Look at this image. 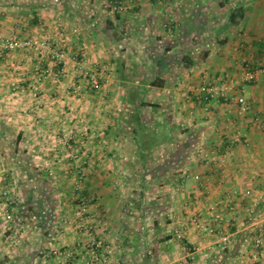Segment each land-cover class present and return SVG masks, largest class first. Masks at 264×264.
Instances as JSON below:
<instances>
[{
	"label": "crops",
	"instance_id": "0c3cea01",
	"mask_svg": "<svg viewBox=\"0 0 264 264\" xmlns=\"http://www.w3.org/2000/svg\"><path fill=\"white\" fill-rule=\"evenodd\" d=\"M108 1L0 7L4 36L64 29L72 51L109 78L89 88L69 64L61 80L37 83L47 66L37 53L0 49V206L7 191L14 199L13 220L0 215V264L85 263L88 235L65 223L81 194L94 197L95 237L115 244L109 264H259L264 72L251 82L241 75L264 66V0H123L122 12ZM187 53L199 61L190 68ZM223 81L234 84L228 100L208 104L193 91ZM236 131L242 143L231 142ZM69 138L77 161L65 151ZM218 234L230 236L226 246Z\"/></svg>",
	"mask_w": 264,
	"mask_h": 264
},
{
	"label": "built area",
	"instance_id": "2783aa9c",
	"mask_svg": "<svg viewBox=\"0 0 264 264\" xmlns=\"http://www.w3.org/2000/svg\"><path fill=\"white\" fill-rule=\"evenodd\" d=\"M109 7L115 12H122L128 8L127 2L123 0H109ZM77 32V30L75 31ZM67 41V32L64 29L57 30L55 35L47 34L44 37L37 38H17L7 37L0 32V49L6 52H16L25 50H34L37 52L40 64L46 67L37 68V83H40L46 77H52L55 80H61L67 74L69 64H74L76 73L82 79L87 80L89 88L99 87L103 81L108 82L109 78L106 74L107 69H95L87 62V58L84 54L75 53L69 47ZM259 72H264V66L259 67L255 71L243 72L241 75V82H251L256 79ZM233 82L223 81L220 84H202L193 89L198 95V99L210 103L214 99L228 100L230 98L231 90L233 89ZM75 92H80V85L74 86ZM240 113H244L248 110L247 102L244 96H239L237 99ZM260 122V121H259ZM259 127L264 129V122L259 123ZM71 139L65 141V151L69 153V156L73 161L80 159V154L76 147L71 143ZM243 141V135L241 131H236L231 139L233 144H239ZM215 162L224 163L223 157H210ZM197 178H199L197 176ZM82 178L76 181L77 190L82 188ZM9 201L5 206H0V215L7 221L13 220V213L9 210L8 206L12 205L14 199H12L9 191L6 192ZM94 203V197L90 195H80L79 201L73 210L72 216L65 220L66 225L75 228V230L85 232L88 235L89 242L86 250L88 253V259L85 263L75 261L72 264H109L112 255L115 251L114 242L105 241L102 238L95 237V224L91 221V205ZM223 219L221 213L214 215V221L217 223ZM194 222L200 228H206L209 233H217L216 225H208L207 227L202 224L200 218L195 217ZM98 225L103 227L101 220L98 221ZM105 227V226H104ZM174 235L178 239L185 238L184 231L178 227L176 228ZM230 236L227 234H218L217 244L220 247L226 246L229 242ZM254 246L257 249V261L259 264H264V225L260 226L255 237ZM73 255V254H71Z\"/></svg>",
	"mask_w": 264,
	"mask_h": 264
},
{
	"label": "trees",
	"instance_id": "16d2710c",
	"mask_svg": "<svg viewBox=\"0 0 264 264\" xmlns=\"http://www.w3.org/2000/svg\"><path fill=\"white\" fill-rule=\"evenodd\" d=\"M233 22L235 23H238L239 20L238 19H233ZM207 56V53H205L203 56H202V59H205V57ZM182 63L183 65L186 67V68H190L192 67L193 65H195L196 63H198L199 61L197 60H194L193 56L190 54V53H187V54H184V56L182 57ZM152 85L154 86H162L164 85L163 82H160L159 80H154L152 83ZM142 105H145V104H142ZM139 128H138V133H139V137L142 136V132L145 131V126H142L140 123L138 124ZM144 136V135H143Z\"/></svg>",
	"mask_w": 264,
	"mask_h": 264
},
{
	"label": "rangeland",
	"instance_id": "374dc122",
	"mask_svg": "<svg viewBox=\"0 0 264 264\" xmlns=\"http://www.w3.org/2000/svg\"><path fill=\"white\" fill-rule=\"evenodd\" d=\"M17 2H20V0H0V7H3V8L10 7V6L16 4ZM21 2H22V0H21ZM22 4H24V3H22ZM76 30H77V28H76ZM75 34H78V32H75ZM37 38H41V37H37ZM32 51H34V50H32ZM34 52L37 53L36 51H34Z\"/></svg>",
	"mask_w": 264,
	"mask_h": 264
}]
</instances>
